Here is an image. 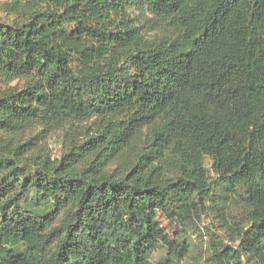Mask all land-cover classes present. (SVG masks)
Segmentation results:
<instances>
[{"label": "trees", "instance_id": "trees-1", "mask_svg": "<svg viewBox=\"0 0 264 264\" xmlns=\"http://www.w3.org/2000/svg\"><path fill=\"white\" fill-rule=\"evenodd\" d=\"M130 8L153 16L136 23ZM0 9V264H163L216 187L248 227L213 264H264V0H5ZM163 27L148 36L145 25ZM51 67L45 74L32 67ZM83 122H88L83 124ZM62 129L24 169L12 135ZM147 134L135 160L110 161ZM211 159V171L205 166ZM57 225H53L55 221ZM53 245V249H51Z\"/></svg>", "mask_w": 264, "mask_h": 264}, {"label": "rangeland", "instance_id": "rangeland-1", "mask_svg": "<svg viewBox=\"0 0 264 264\" xmlns=\"http://www.w3.org/2000/svg\"><path fill=\"white\" fill-rule=\"evenodd\" d=\"M5 0H0V5ZM130 13L134 17L136 23H143L145 17L153 16L146 9L143 11L130 8ZM13 16L0 9V20L10 21ZM154 17V16H153ZM163 27L157 26L152 28L151 25H145L144 31L148 36L156 33H161ZM33 71L40 73H51V67L39 68L38 65L32 67ZM88 122H83L87 124ZM147 134L145 129L140 137L133 143L132 147L121 153L116 159L110 161L109 168L122 164L124 160H135L137 152L142 145V139ZM62 129L54 132L42 131L41 127H33L21 133L12 135L13 141L27 143L21 145V150L24 151L22 157V165L24 169L29 170L27 166V158L33 154H48L51 157H59L64 151L61 136ZM211 159L206 158L205 166L213 173L211 169ZM2 172H0L1 176ZM11 190L6 189L1 194L10 195ZM245 193L241 187L228 186L216 187L208 196L205 197L198 205V209L192 215L186 217V223L182 224L175 218H167L158 214V222L164 230L165 235L174 240H184L188 245V252L176 264H213L211 261L212 248L215 246L228 247L230 249H238L239 233L247 229ZM56 220L53 225H57ZM240 231V232H239ZM53 249V245L51 247ZM165 254V249H157L150 256L151 264H163L162 256ZM244 264H254L253 260L245 254H241Z\"/></svg>", "mask_w": 264, "mask_h": 264}]
</instances>
